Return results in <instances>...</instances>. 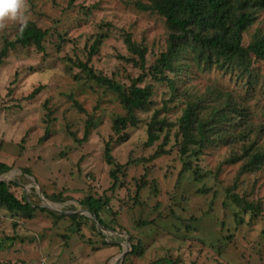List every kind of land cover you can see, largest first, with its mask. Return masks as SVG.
<instances>
[{
    "label": "rangeland",
    "instance_id": "374dc122",
    "mask_svg": "<svg viewBox=\"0 0 264 264\" xmlns=\"http://www.w3.org/2000/svg\"><path fill=\"white\" fill-rule=\"evenodd\" d=\"M136 1L148 3L22 0L25 22L0 20V51L26 22L49 32L45 52L17 47L0 66V162L11 166L0 181L32 205L25 214L0 207V264H264V167L239 175L246 161H229L242 155L243 146L255 142L264 148V62L253 60L251 76L195 67L181 76L180 88L188 95L229 93L247 108L251 131L241 135L242 126L235 132L244 141L183 158L175 126L165 147L168 154L145 163L140 161L149 159L164 138L146 146L153 114L160 111L176 123L185 97L170 100L167 85L147 77L140 86L154 84L153 105L137 112L140 123L122 131L123 142L112 127L126 114L117 95L72 77L84 76L73 62L87 61L98 36L104 39L90 65L126 87L142 73L125 61L133 57L127 34L147 47V66L166 50L165 19L137 10ZM260 36L264 10L257 11L243 34V45ZM107 142L115 163L132 162L114 190V166L104 160ZM188 161L192 168L182 173ZM229 194L261 204V213L245 212ZM87 197L109 199L99 216L106 230L82 205ZM132 244L138 253H130Z\"/></svg>",
    "mask_w": 264,
    "mask_h": 264
},
{
    "label": "trees",
    "instance_id": "16d2710c",
    "mask_svg": "<svg viewBox=\"0 0 264 264\" xmlns=\"http://www.w3.org/2000/svg\"><path fill=\"white\" fill-rule=\"evenodd\" d=\"M78 0H70L74 3ZM134 6L144 13L159 15L165 19L169 37L166 50L161 52L153 64L147 66V47L132 41L131 36H125V44L132 58L125 59L141 70L138 79H133L129 87L116 82L102 74L96 73L90 65L91 59L98 54L104 36H98L89 49L87 61L77 60L73 66L84 74L73 75L76 82L87 81L106 88L117 95L119 103L125 110L124 116L117 117L113 122V131L119 135L120 141H126L127 136L121 135L129 126L136 127L140 120L138 111H145L153 105L154 84L140 86L150 77L155 83H165L171 91L170 100L185 97V107L176 123L161 117V112L156 111L151 121L147 124L148 138L146 146H153L164 135L159 149L146 160L145 163L161 156L167 155L165 149L170 139L171 129L178 127L176 132L177 146L183 158L200 157L211 147L231 145L241 140L244 133L249 134V112L243 104L238 102L232 94L223 92H207L209 95H191L186 90H181V76L188 73L193 67L204 72L219 70L221 72H235L250 74L253 60L264 62V37H257L247 47L243 45V34L257 19V11L264 10V0H148V3L136 1ZM49 32L29 21L20 27L15 40L5 39L0 51V66L4 63L10 51L17 47H35L39 52H45V42ZM72 71V67L69 68ZM249 78L248 85H250ZM38 90L31 97L35 96ZM74 105L83 110L78 102ZM90 121V120H89ZM244 126L241 135H235L238 127ZM90 124L87 127L85 139L89 135ZM246 137V135H245ZM255 143V142H254ZM242 147L241 156H233L229 161L235 163L245 160L239 175L249 171L259 170L264 167V148L257 144ZM104 160L114 166L110 176L114 183L111 190L121 186L120 174H126L125 165L115 163L112 156L111 142H107ZM192 163L185 162L182 173L190 170ZM11 171V166L0 162V174ZM15 185V184H14ZM232 201L242 207L245 212H252L254 216L261 213V204H252L236 194H229ZM109 199H95L87 197L82 205L94 212L102 224L100 214L108 208ZM0 207L12 213L25 214L32 207L25 200H19L11 191L7 183L0 181ZM44 210V209H43ZM30 219V216H26ZM25 217V218H26ZM79 217V216H73ZM104 225V224H103ZM106 244V242H105ZM136 244H132L131 254L138 253Z\"/></svg>",
    "mask_w": 264,
    "mask_h": 264
},
{
    "label": "clouds",
    "instance_id": "9594fccd",
    "mask_svg": "<svg viewBox=\"0 0 264 264\" xmlns=\"http://www.w3.org/2000/svg\"><path fill=\"white\" fill-rule=\"evenodd\" d=\"M22 0H0V20L5 17L9 19H20L25 22V17L21 14Z\"/></svg>",
    "mask_w": 264,
    "mask_h": 264
},
{
    "label": "water",
    "instance_id": "95a60500",
    "mask_svg": "<svg viewBox=\"0 0 264 264\" xmlns=\"http://www.w3.org/2000/svg\"><path fill=\"white\" fill-rule=\"evenodd\" d=\"M90 215L92 216V218H93L95 221L98 222V223H97L98 226H100L101 228H103L102 225H101V223L98 221L96 215H95L94 213H90ZM103 229L106 230V228H103ZM128 246H129V245H128ZM126 253H127V252L124 250V251H123V254H122V257H124Z\"/></svg>",
    "mask_w": 264,
    "mask_h": 264
}]
</instances>
